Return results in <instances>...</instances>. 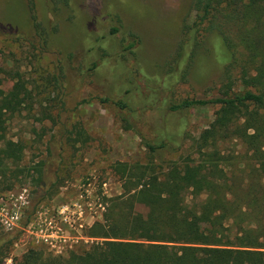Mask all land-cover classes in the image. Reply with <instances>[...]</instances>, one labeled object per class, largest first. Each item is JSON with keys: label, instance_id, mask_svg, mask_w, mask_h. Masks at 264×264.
<instances>
[{"label": "rangeland", "instance_id": "obj_1", "mask_svg": "<svg viewBox=\"0 0 264 264\" xmlns=\"http://www.w3.org/2000/svg\"><path fill=\"white\" fill-rule=\"evenodd\" d=\"M194 4L0 0L2 89L13 84L6 72L17 73L34 96L31 109L7 126V139L24 146L27 176L11 190L0 187V213L18 214L12 231L0 223V234L17 233L0 264H12L30 249L61 257L88 249L93 240L85 233L102 219L104 199L122 192L116 164L153 162L163 171L169 162L197 158L191 145L218 107L178 113L170 107L217 98L227 59L210 24L198 34L201 43L191 57L187 28ZM223 22L218 16L217 24ZM161 143L167 148L151 156L146 144ZM221 151L246 154L238 141L223 143ZM41 167L45 185L39 189L34 178ZM50 219L63 237L54 248L36 235Z\"/></svg>", "mask_w": 264, "mask_h": 264}, {"label": "trees", "instance_id": "obj_2", "mask_svg": "<svg viewBox=\"0 0 264 264\" xmlns=\"http://www.w3.org/2000/svg\"><path fill=\"white\" fill-rule=\"evenodd\" d=\"M194 10L187 28L191 57L210 24L227 59L217 98L170 107L172 113L218 107L191 145L197 158L169 162L163 171L153 162L116 164L122 192L104 199L102 219L85 233L93 240L88 249L66 257L30 249L12 264H264V0H195ZM218 16L224 20L219 25ZM6 73L13 80L7 91L0 68V187L8 191L27 175L24 146L7 139V126L31 109L34 96L17 73ZM228 141L240 142L246 154L222 153ZM146 148L153 156L167 145ZM35 171L40 189L42 167ZM16 234H0V259Z\"/></svg>", "mask_w": 264, "mask_h": 264}, {"label": "built area", "instance_id": "obj_3", "mask_svg": "<svg viewBox=\"0 0 264 264\" xmlns=\"http://www.w3.org/2000/svg\"><path fill=\"white\" fill-rule=\"evenodd\" d=\"M17 215V213H14L9 217L6 214L0 213V223L4 226L5 229H9V231H12L16 227L15 222L18 221ZM59 232L60 230L56 225V221L54 219H50V222L44 228H39L36 231V235L42 243H45L54 248V244L63 240V237L62 235H59Z\"/></svg>", "mask_w": 264, "mask_h": 264}]
</instances>
